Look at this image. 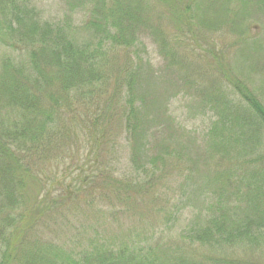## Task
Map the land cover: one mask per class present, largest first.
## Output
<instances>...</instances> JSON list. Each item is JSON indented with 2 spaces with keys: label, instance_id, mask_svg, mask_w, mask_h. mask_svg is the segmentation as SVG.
I'll use <instances>...</instances> for the list:
<instances>
[{
  "label": "trees",
  "instance_id": "trees-1",
  "mask_svg": "<svg viewBox=\"0 0 264 264\" xmlns=\"http://www.w3.org/2000/svg\"><path fill=\"white\" fill-rule=\"evenodd\" d=\"M230 5L68 0L74 16L50 21L34 0H0V264H264V102L203 33L222 16L243 26ZM178 95L210 119L201 145L169 115ZM183 159L196 190L182 235L60 241L97 202L129 213L154 200Z\"/></svg>",
  "mask_w": 264,
  "mask_h": 264
},
{
  "label": "rangeland",
  "instance_id": "rangeland-1",
  "mask_svg": "<svg viewBox=\"0 0 264 264\" xmlns=\"http://www.w3.org/2000/svg\"><path fill=\"white\" fill-rule=\"evenodd\" d=\"M34 5L41 12V15L50 21L62 20L65 16H74L69 9L68 0H34ZM229 7L230 15L237 16L243 21V26L235 20L228 23L227 16H222L220 25L211 28V31L205 29L203 33L208 42L214 43L218 50L226 51V57L233 65L236 74L264 102V5L256 0H231ZM209 12L208 10L205 16H210L211 13L209 14ZM245 28L250 29V32L244 38L242 34ZM253 38L257 40V43H261L258 49L254 48L255 41ZM146 45L148 60L156 66L160 64L159 67H163L165 63L158 54V47L151 42L146 43ZM171 91L170 85H161L156 93L163 96L166 92L170 93ZM172 92L174 93V91ZM189 107L191 105L188 99L182 95L172 97L171 102L168 103L169 115L177 124H181L186 129L185 132L190 139L199 141L198 144L201 145L200 140L208 129L210 119H205L203 116L194 117L195 113ZM165 138L166 135L159 136L157 138L158 143ZM168 143L173 149H176V142ZM186 155L189 156V154ZM128 161V149L124 144L123 137L117 148L115 159H112L115 173L120 177L129 173ZM183 161L180 169L172 168L174 173L156 189L154 200L148 197L146 202L134 206V210L129 213L114 210L115 208L105 203L97 202L96 208L91 209V211L88 210L87 216L80 215L79 220L71 219L74 228L70 231V227L67 225L64 233L60 235V241L69 240V246L81 248L94 238L121 237L123 233L127 236L130 233H137L140 236L144 234L143 237H146L154 229L158 232V239L182 235L184 229L191 222L192 217L188 213L191 209L187 206L190 202L195 203L196 190V185L187 180V176L190 177L188 164L185 159ZM167 164L176 165V159L170 158ZM88 167L92 166L89 165ZM100 208L103 209L101 212ZM167 213H171L173 217L178 216V213H182V215L177 220L174 218L167 220ZM78 232L81 235L76 238Z\"/></svg>",
  "mask_w": 264,
  "mask_h": 264
}]
</instances>
